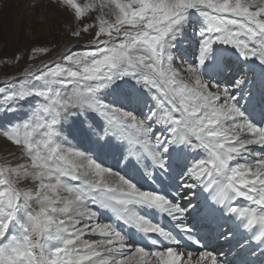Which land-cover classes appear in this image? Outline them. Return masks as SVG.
<instances>
[{
  "label": "snow or ice",
  "instance_id": "1",
  "mask_svg": "<svg viewBox=\"0 0 264 264\" xmlns=\"http://www.w3.org/2000/svg\"><path fill=\"white\" fill-rule=\"evenodd\" d=\"M58 2L94 35L0 87V264H264V0Z\"/></svg>",
  "mask_w": 264,
  "mask_h": 264
},
{
  "label": "rangeland",
  "instance_id": "2",
  "mask_svg": "<svg viewBox=\"0 0 264 264\" xmlns=\"http://www.w3.org/2000/svg\"><path fill=\"white\" fill-rule=\"evenodd\" d=\"M86 2L87 0H78L81 4ZM96 15L97 12L91 11L82 21L77 22L73 20L70 12L59 4L58 0H0V75L8 77L0 87H12L13 82L17 87L27 85L31 82L30 77L12 78V75L19 76L24 73L25 69L36 71L34 69L39 64L40 68H43L46 64L53 66L54 63L62 62L61 57L65 52L57 54L58 56L55 54L61 46L70 41H78V44L70 48L72 50H89L94 29H89L87 34L82 33L80 37L72 36L71 32L77 27L82 28L85 24L94 22ZM38 47H47L50 51L34 55L32 50ZM16 56L20 57L19 61L16 60ZM42 59L45 60L38 64ZM31 103L28 102L21 106V114L31 112ZM26 161L27 158L20 154L19 149L0 135V165L7 163L15 166ZM108 163H111V160ZM19 186L35 189L36 184L31 180H23ZM162 220L161 218V223ZM102 222L107 221L102 219ZM209 235L211 233L207 234L204 241ZM90 238L97 239L98 237ZM217 242L216 239L213 244L210 241L211 245L207 248H210L209 251L222 253V249L219 251L216 249L215 243ZM187 243L189 247H185V250H197L195 245Z\"/></svg>",
  "mask_w": 264,
  "mask_h": 264
},
{
  "label": "bare ground",
  "instance_id": "3",
  "mask_svg": "<svg viewBox=\"0 0 264 264\" xmlns=\"http://www.w3.org/2000/svg\"><path fill=\"white\" fill-rule=\"evenodd\" d=\"M76 44H78V41H74V42L70 41L68 44L67 43L64 44L63 46L60 47V49L56 52L55 55H57L59 53L62 54L64 52H66V50L70 49L71 47L75 46ZM233 59H236V56H235L234 53H233ZM43 60H45V59H42L41 61H39L38 64L40 62H43ZM258 71H259V68L257 67V72ZM16 77H18V76H13L12 75V78H16ZM7 78H8L7 76H1L0 75V83L5 82ZM196 191L199 193L200 189L198 188V189H196ZM201 199H203V196H201ZM237 203L241 204L243 202L242 201H238ZM162 221L163 222L161 224L165 223L164 220H162ZM224 227H225L224 231H227L229 229V227H231L232 228V232L235 233V235L234 236H230L229 239L226 240L224 237L219 235V231L211 232V235H209L208 239L206 241L203 240V243L205 245V249L204 250L209 251L210 248H207L208 245H211L209 242L211 241L212 244H213V241H215V239H216V241H218L217 243H215L216 246H217L216 249L218 251L222 249L223 250L222 253L225 254L224 258L227 259L228 261H230L231 264H240L244 260L252 259V257H250L249 254H247V252H244L243 256L238 255V254L243 252V246L244 245H247L249 247V249L254 248L255 247V241H252L251 243H249V241L246 238V236L241 234L244 230H242V229L241 230H237L235 228V226L231 225L230 223L224 224ZM185 242H186V246L185 247L186 248L189 247V244L187 243L188 241H185ZM215 244H214V246H215ZM196 247H197V250H194V252H198V251L202 250V249L199 248V246H196ZM213 249H214V247H213ZM257 251H258V249H257ZM228 252H230V253L228 254ZM213 253H217V251H214Z\"/></svg>",
  "mask_w": 264,
  "mask_h": 264
},
{
  "label": "water",
  "instance_id": "4",
  "mask_svg": "<svg viewBox=\"0 0 264 264\" xmlns=\"http://www.w3.org/2000/svg\"><path fill=\"white\" fill-rule=\"evenodd\" d=\"M40 66H41V65L39 64V66H38L37 68H40ZM37 68H36V69H37ZM36 69H34V70H36ZM24 76H25V75H24V73H23V74L19 75L18 77H19V78H22V77H24ZM1 84H2V83H0V85H1Z\"/></svg>",
  "mask_w": 264,
  "mask_h": 264
}]
</instances>
